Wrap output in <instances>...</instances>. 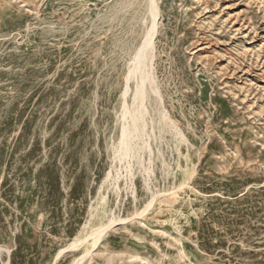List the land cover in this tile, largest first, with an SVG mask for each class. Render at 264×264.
I'll return each instance as SVG.
<instances>
[{
  "label": "rangeland",
  "instance_id": "374dc122",
  "mask_svg": "<svg viewBox=\"0 0 264 264\" xmlns=\"http://www.w3.org/2000/svg\"><path fill=\"white\" fill-rule=\"evenodd\" d=\"M150 1L0 0V264H264V0H154L120 157Z\"/></svg>",
  "mask_w": 264,
  "mask_h": 264
},
{
  "label": "bare ground",
  "instance_id": "6f19581e",
  "mask_svg": "<svg viewBox=\"0 0 264 264\" xmlns=\"http://www.w3.org/2000/svg\"><path fill=\"white\" fill-rule=\"evenodd\" d=\"M149 8V15L152 19L151 26L149 30L146 33L145 38L143 39L141 45L137 49L136 53L134 54L133 60H132V67L128 72L127 75V81L130 80V78L136 77L139 78V84H137L135 88V93L133 96V104H135V108L133 110H128L127 107L125 109L124 113V119L126 116H128V119L131 120V128L128 126L122 127V134L121 139L118 143V153L120 157H127L129 150H130V143L131 140L135 137L140 135L141 133V125L140 121H142V100H143V94L142 91L144 89V83L147 79V75L144 73L145 68V60L147 56V52L152 48L153 46V38L156 34V28H157V17H158V7L154 0L150 1ZM137 80V81H138ZM126 125V124H125ZM133 150V149H132ZM152 203V201H151ZM118 222L117 220H111L106 225H102L98 229H96L92 234L89 235V237H96L94 242L92 243V246L94 247L95 244L98 242V238L100 237V234L105 231L106 229L111 228L114 223Z\"/></svg>",
  "mask_w": 264,
  "mask_h": 264
}]
</instances>
